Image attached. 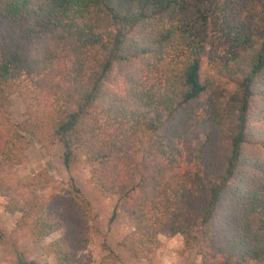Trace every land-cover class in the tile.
<instances>
[{"label": "trees", "instance_id": "trees-1", "mask_svg": "<svg viewBox=\"0 0 264 264\" xmlns=\"http://www.w3.org/2000/svg\"><path fill=\"white\" fill-rule=\"evenodd\" d=\"M30 142L94 166L134 260L180 236L199 264H264V0H0L4 212L32 244L61 232L41 248L54 264H90L98 229L76 185L43 200L48 171L2 177ZM104 247L100 264H124Z\"/></svg>", "mask_w": 264, "mask_h": 264}, {"label": "rangeland", "instance_id": "rangeland-1", "mask_svg": "<svg viewBox=\"0 0 264 264\" xmlns=\"http://www.w3.org/2000/svg\"><path fill=\"white\" fill-rule=\"evenodd\" d=\"M9 113L15 122L26 118L27 105L18 95L10 98ZM94 166L79 159L70 170L62 164V148L57 145L42 148L30 142L26 145L23 161L20 165L9 168L2 173L3 179L13 188L21 187L38 176L42 171H48L51 180L45 188L37 191L43 200L64 197L73 183L91 203L96 219L98 233L93 236L92 243L85 254L90 258V264H100L107 255L104 245L110 247L121 257L124 264H199L197 246L190 251H184L180 236L172 238L161 237L162 247L151 261L134 260L120 247L121 240L130 233L131 226L121 213L116 198H104L94 187L90 178ZM5 200L0 198V264H54L51 257L42 252V245L48 244L62 234L58 232L48 237L41 244H32L20 234L15 223L19 215H8L4 212ZM111 218H114L111 221Z\"/></svg>", "mask_w": 264, "mask_h": 264}]
</instances>
